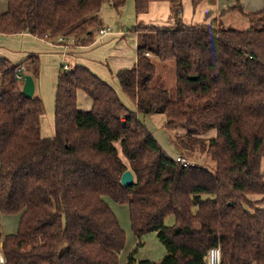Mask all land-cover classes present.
<instances>
[{
  "label": "trees",
  "instance_id": "16d2710c",
  "mask_svg": "<svg viewBox=\"0 0 264 264\" xmlns=\"http://www.w3.org/2000/svg\"><path fill=\"white\" fill-rule=\"evenodd\" d=\"M152 1L164 0H135L137 15ZM168 1L173 25L136 27V64L116 73L137 111L87 66L65 64L55 136L44 138V101L36 92L27 97L17 75L37 82L39 55L18 64L0 55V212L19 217L12 233L0 222L3 264H120L127 234L110 200L128 206L138 239L125 264H208L216 246L221 264H264V8L245 14L249 27L237 29L216 20L188 24L183 0ZM124 2L8 0L0 33L89 45L102 6L119 10ZM157 59L175 64L174 97L152 85ZM79 91L91 109L78 108ZM139 113L163 114L175 146L200 150L210 163L177 162ZM128 169L134 183L125 186ZM151 231L166 247L159 261L137 257Z\"/></svg>",
  "mask_w": 264,
  "mask_h": 264
},
{
  "label": "crops",
  "instance_id": "0c3cea01",
  "mask_svg": "<svg viewBox=\"0 0 264 264\" xmlns=\"http://www.w3.org/2000/svg\"><path fill=\"white\" fill-rule=\"evenodd\" d=\"M237 4L241 5L243 12L237 9H233V7L236 6ZM134 5H135V0H134ZM7 6H8V0H0L1 11H5L7 9ZM201 6H205L204 12L203 9L199 11V8H201ZM263 8H264V0H203L196 7L193 5L192 0H183L181 15L183 20L188 24L210 23L213 20H217L219 16L220 18H223V20L234 21L236 19L235 21H237L241 25L239 27H243L244 29L245 27L246 28L249 27V21L245 16V14L256 12L262 10ZM235 13L238 14V17H236ZM139 15L144 16L146 18H150L151 20L153 19L165 20L163 22L165 24L163 25L158 24L160 26L173 25L174 23V19L172 17V3L168 0L152 1L150 3L149 9L146 12H143ZM195 19L198 20L199 22H193ZM218 20L216 22H218ZM110 25L111 24L100 25L99 30L95 31V41L92 44L77 45L74 48L75 50L73 55L76 56L75 62L77 64H82L87 66L95 74H97L103 80L111 84L113 83V81L117 82L121 91H119L116 88V86H114L113 84L112 85L118 91L122 101L130 109L137 111L138 108L136 102L123 91V89L119 84L118 79L116 78V73L121 69L131 68L136 64L137 56H138V34L135 31V28L138 26H132V28H127V26H123L111 30ZM147 25H153V24H145L144 26ZM102 29L105 30L104 33H101ZM39 40L46 41L47 43L50 44V46L58 49L57 53H59L60 56L62 57L65 56V48L67 49L68 47H65L64 44L63 45L54 44L51 41L39 38L29 32H22L17 34L0 33V55L7 57L9 60H11V62L15 64L22 63L30 54L39 55V53L37 52L38 51L37 46L40 45L39 42H41ZM18 41H20L19 47L16 46L17 44L16 42ZM72 42L74 41H71L70 44H74ZM71 47L67 49V54L70 52ZM68 66H70V64ZM59 72L60 70L58 71L57 74V83H58ZM40 75H41V65H40V74L38 79H40ZM110 78L112 80H110ZM57 83H56V90H57ZM35 84H36L35 92L37 93L38 83L35 82ZM40 97L42 98V96ZM131 99L133 101V104H131L130 102ZM77 105L80 110H89L93 105V101L84 91H79ZM43 115L44 114H42L41 116V135L44 138H52L55 136V118L54 121H52V127L50 126V128L45 129ZM141 115H143L145 118L144 114L139 113L140 118ZM147 127L149 128V126ZM164 131H165L164 133L169 136L167 130L165 129ZM211 132L213 133L215 131L213 130ZM153 134L157 138L159 143L164 147V145L162 144L164 142L162 135L159 137L154 132ZM170 142L173 148L175 149L176 154H170L169 152L168 153L171 156L175 157L176 155H179L178 152L179 149L175 146V144L171 140ZM4 234H8V233H4ZM0 253H1V245H0Z\"/></svg>",
  "mask_w": 264,
  "mask_h": 264
},
{
  "label": "rangeland",
  "instance_id": "374dc122",
  "mask_svg": "<svg viewBox=\"0 0 264 264\" xmlns=\"http://www.w3.org/2000/svg\"><path fill=\"white\" fill-rule=\"evenodd\" d=\"M202 9L204 12L205 6H201V8H199V11H201ZM235 15L236 17H238V14L235 13ZM99 17H100V23L97 27H95L94 31H98L100 25L103 24H111L110 25L111 30L123 26H127V28H132V26H144L145 24H153V25L165 24L163 23L165 20L162 19L151 20L150 18L137 15L135 11L134 0H125L124 5L119 10L114 8L110 3H105L99 12ZM217 20L219 26L243 29V27H239L241 25L237 21H235L236 19L234 21L223 20V18H220L219 16ZM193 22H199V21L195 19ZM244 29H246V27ZM39 41L41 42H39L40 45L37 46V50H38L37 52L39 53L40 56L41 75H40V79L37 80L38 83L37 94L39 93L44 100L45 110L43 113L44 114L43 118H44L45 129H47L50 128V126L52 127V121H54L55 118V108H56L55 92H56L58 71L61 70L62 66L65 64L74 65V63H76L75 62L76 56L73 55V53L75 50L74 48L77 45L69 44L70 46L68 48H70L71 46L72 47L68 54H67L68 48L66 49L64 47L65 56L62 57L60 56L59 53H57L58 51L57 48H53L52 46H50L49 43H47L44 40H39ZM16 43H17L16 46L19 47L20 41ZM155 62L157 65V71L152 80V85L161 86L168 89L171 95L174 97L175 81H176L175 80L176 67L174 62L172 61L162 62L158 59ZM110 80L112 79L110 78ZM23 84H24V80H23ZM112 84L116 86V88L119 91H121L117 82L113 81ZM130 102L131 104H133L132 99ZM140 119L147 126H149V128L159 137L162 135L164 141L162 144L164 145V149L167 152H169L170 154H176V151L170 142L171 140L170 135L168 136L167 134L164 133L165 128H163V123L165 122L166 117L163 114L157 113V114L145 115V118L143 115H141ZM214 133L215 132L213 133L208 132L204 136H210L213 135ZM178 152L180 155L184 156L190 163H197L201 165H208L210 163V159L207 158L205 153L200 152V150H195L191 152L186 149H180ZM259 197L260 196L258 195L251 196L252 199H257ZM110 204L113 210L115 211V213L118 215L119 220L127 234L126 245L120 255V264H125L129 251L136 246L138 239L131 228L128 206L126 204H118L111 200H110ZM0 222L3 225L4 233H12L15 232L18 227L19 217L18 215H3L0 213ZM173 222H174L173 217L167 218L168 224H172ZM141 240L143 242V245L138 249L137 252L138 258L140 259L149 258L155 261H159L166 254V247L159 239L156 231L145 233L142 236Z\"/></svg>",
  "mask_w": 264,
  "mask_h": 264
},
{
  "label": "built area",
  "instance_id": "2783aa9c",
  "mask_svg": "<svg viewBox=\"0 0 264 264\" xmlns=\"http://www.w3.org/2000/svg\"><path fill=\"white\" fill-rule=\"evenodd\" d=\"M104 32H105V30L102 29L101 33H104ZM50 41L54 44H59L61 41H64V38L60 37L56 41H53V40H50ZM64 45H65V47L70 46L69 44H64ZM147 55H149V53H147ZM68 67H69L68 65H65V68H68ZM19 70H22V68ZM17 75H18L19 79L24 80V74H22V72L18 73ZM175 159L177 162H180L183 166H187L190 163L184 156H182L180 154L177 155ZM206 257H207L208 264H221L222 263V252H221L220 246L212 247L208 251ZM3 263H4V257H3L2 252H1L0 253V264H3Z\"/></svg>",
  "mask_w": 264,
  "mask_h": 264
},
{
  "label": "water",
  "instance_id": "95a60500",
  "mask_svg": "<svg viewBox=\"0 0 264 264\" xmlns=\"http://www.w3.org/2000/svg\"><path fill=\"white\" fill-rule=\"evenodd\" d=\"M191 78H197V76H192ZM35 80L31 74H26L24 76V84L22 88V92L27 96V97H32L35 93ZM121 182L125 186H129L134 183V174L132 170L128 169L126 170L122 176H121Z\"/></svg>",
  "mask_w": 264,
  "mask_h": 264
}]
</instances>
